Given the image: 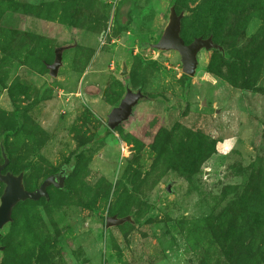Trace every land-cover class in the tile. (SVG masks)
Returning a JSON list of instances; mask_svg holds the SVG:
<instances>
[{
  "label": "rangeland",
  "instance_id": "obj_1",
  "mask_svg": "<svg viewBox=\"0 0 264 264\" xmlns=\"http://www.w3.org/2000/svg\"><path fill=\"white\" fill-rule=\"evenodd\" d=\"M170 6L222 47L191 76L152 47ZM1 135L26 190L73 169L13 207L0 264H264V0H0Z\"/></svg>",
  "mask_w": 264,
  "mask_h": 264
},
{
  "label": "water",
  "instance_id": "obj_2",
  "mask_svg": "<svg viewBox=\"0 0 264 264\" xmlns=\"http://www.w3.org/2000/svg\"><path fill=\"white\" fill-rule=\"evenodd\" d=\"M180 18L181 14H176L173 6L168 8L167 21L164 25L162 32L152 47L158 50H175L178 53L179 61L181 64V71L191 76L195 72L196 68V55L201 49H221V46L212 41L211 37H194L190 42L184 43L179 35L180 30ZM68 46H57L53 49V60L47 64L48 75L55 77L59 66L61 65V53L62 50ZM125 73V66L121 64L120 74ZM145 98V95L139 88L130 89L124 88V94L119 99L115 106H112L109 112L106 114V126L109 129H113L122 121L126 120L132 113L134 105ZM0 155L2 162L0 163V182L3 184V188L0 194V235L3 226L11 220V210L13 206L27 199L37 200L41 197L47 198L46 188L53 186L57 189H62L64 180L67 174L71 171L72 166L70 164H62L59 169L46 176L40 184L32 189L26 190L22 183V171L17 174L10 172L1 173L2 168L7 164V157L0 145ZM166 190L169 188L166 186ZM124 218H115L114 216H108L104 219V225H114L122 222ZM2 246H0V250Z\"/></svg>",
  "mask_w": 264,
  "mask_h": 264
},
{
  "label": "trees",
  "instance_id": "obj_3",
  "mask_svg": "<svg viewBox=\"0 0 264 264\" xmlns=\"http://www.w3.org/2000/svg\"><path fill=\"white\" fill-rule=\"evenodd\" d=\"M250 17H251V16H250ZM250 17H249V18H250ZM246 21H248V19H247ZM245 24H246V23H245ZM259 28H260V27H259ZM259 28H258V30H259ZM258 30H257V31H258ZM257 31L253 34V36L257 33ZM251 35H252V34H251ZM212 41H213V40H212ZM213 42H215V41H213ZM218 45H219V44H218ZM219 46H220V45H219ZM216 50L220 51V50H222V47H221L220 50H219V49H216ZM3 139H4V137H3V135H1V136H0V145L2 146V149H3V151H4V153H5L6 157H7L8 162H7V164L2 168L1 173H4V172H10L9 170H5V171H3V170L8 166V164H9V157H8V153H7L6 150H5ZM0 158H1V155H0ZM69 161H71V160H69ZM69 161L66 163V165H67V164H70L71 166H73V164H71ZM1 162H2V158H1ZM1 162H0V163H1ZM61 165H62V164H61ZM61 165H59V166H61ZM59 166H58L57 170L59 169ZM72 169H73V167H72ZM57 170H56V171H57ZM10 173H11V172H10ZM59 190H60V189H59ZM41 198H43V197H41ZM20 202H21V201H20ZM18 203H19V202H18ZM16 204H17V203H16ZM16 204H15V205H16ZM15 205H14V206H15ZM14 206H13V207H14ZM12 209H13V208H12ZM11 213H12V210H11Z\"/></svg>",
  "mask_w": 264,
  "mask_h": 264
},
{
  "label": "crops",
  "instance_id": "obj_4",
  "mask_svg": "<svg viewBox=\"0 0 264 264\" xmlns=\"http://www.w3.org/2000/svg\"><path fill=\"white\" fill-rule=\"evenodd\" d=\"M258 26H259L258 19L255 17H250V19H248L247 21L246 29L251 33L254 30H256Z\"/></svg>",
  "mask_w": 264,
  "mask_h": 264
}]
</instances>
